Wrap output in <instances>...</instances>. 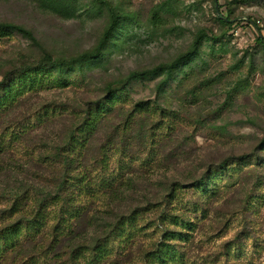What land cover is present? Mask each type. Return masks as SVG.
Listing matches in <instances>:
<instances>
[{"label": "rangeland", "instance_id": "374dc122", "mask_svg": "<svg viewBox=\"0 0 264 264\" xmlns=\"http://www.w3.org/2000/svg\"><path fill=\"white\" fill-rule=\"evenodd\" d=\"M162 5L167 13L153 24ZM77 8L64 19L36 0H0V24L29 33L0 37V81L42 65L0 109V228L5 215L23 222L8 212L24 204L15 191L49 199L46 232L24 228L13 247L0 245V263L67 264L75 227L76 242L102 246L98 264H142L166 231L177 247L172 264H264V0H79ZM200 35L197 57L161 91V75L126 83L186 55ZM108 93L121 105L97 113L94 102ZM88 113L98 120L84 129ZM68 155L91 176L80 203L65 208L52 200ZM53 227L67 239L55 240ZM125 232L131 249L118 238ZM86 252L83 264L92 261Z\"/></svg>", "mask_w": 264, "mask_h": 264}, {"label": "trees", "instance_id": "16d2710c", "mask_svg": "<svg viewBox=\"0 0 264 264\" xmlns=\"http://www.w3.org/2000/svg\"><path fill=\"white\" fill-rule=\"evenodd\" d=\"M36 2L39 4V6L48 12H51L53 14H56L64 19H73L77 16V11H78V3L79 0H36ZM166 5H162L156 8V10L153 13L152 17V23L156 24L159 23L160 17L159 13L161 12H166L165 10ZM220 23L225 25L227 22L224 19H218ZM229 25V24H227ZM20 33V34H25L29 36V33L19 26L12 25V24H0V37H4L7 35H10L12 33ZM201 37H204L203 35H200L195 41L194 44L192 45V49L189 53L186 55L180 57L179 59L175 60L173 63L170 65L166 66H158L152 70L148 71H141V72H131L128 77L126 78V83L130 84L134 81L140 80L142 78L148 77V76H154V75H161L163 79L159 83V91L162 90V87H164L171 79L172 73L178 68H182L184 66H187L189 62H191L194 58L197 57L200 47H201ZM31 40H33V37H30ZM257 42L260 44V47H263V41L261 39H257ZM90 61H94L96 59V55H93V57L90 58ZM82 60L87 61V58L80 59L79 62H82ZM44 62H50L48 58H45ZM78 61H76L77 63ZM52 67L54 66H59L61 67V63L59 62H51ZM63 64V63H62ZM42 65L37 66V67H32V68H25V69H20V70H14V72L8 74V75H2V80L0 81V109L5 108L8 105H13L15 102L18 101V97L21 96L20 93L16 92L13 93V88L15 87L16 82L18 79L21 77L23 78L22 83L26 84V82L30 85H32L31 80L34 75L38 72L39 69L41 68ZM55 69H58L55 67ZM19 82V81H18ZM111 93H108L106 99L104 101H95L94 108L97 110V113L100 112V110H104V106L106 105V109H113L117 106L121 105V100L119 98H114L111 96ZM103 107V108H100ZM105 109V110H106ZM104 110V111H105ZM135 112H142L144 108H140L139 106H136L134 109ZM139 110V111H138ZM104 113V112H102ZM104 116V115H102ZM96 116H94L93 113H88V116H86V119L84 120L83 128L87 129L90 125L94 124L97 122ZM96 120V121H95ZM80 130H78L77 133H79ZM264 142V139L262 140ZM153 144V143H152ZM264 144V143H262ZM70 155V152L68 153ZM68 156L64 158L65 164L64 168L67 170V173L64 172L63 176L61 177V180L57 186L54 188V195L56 198L53 199L52 201H57L61 202L62 206L66 207H74L76 204L80 203L81 198L85 193L83 187L88 185V178L87 176H91V173L87 171L80 170L79 165L75 166L74 161ZM43 157V155H42ZM41 158V157H40ZM38 157V160H42ZM235 160V159H233ZM44 161V160H42ZM233 161L232 164H235ZM228 164L227 161L222 162V164L219 166V168H223ZM64 170V171H65ZM76 171L77 174L73 175V172ZM87 181V182H86ZM203 181V180H202ZM202 181H199L198 185H202ZM197 182V181H196ZM78 190L82 191V193L75 194L74 192ZM28 193V190L24 194H19L18 192H14L13 194L10 195V197L13 200L19 199L20 202H24L23 206L21 207L20 205H15L11 207V209L8 211L9 214H13L14 216H18V218H21L23 220V224L18 220L13 223H10L8 221L9 217L5 215L3 216L2 221L3 223H6L3 225V227L0 228V245L2 246V251L8 248H11L15 245L14 242H16L18 239L21 238V232L25 228L27 231L29 230L28 228L31 227V229H35L36 232H41L43 233L46 232L47 229H44L47 225V217H48V212H47V204H48V198H43V199H26L24 196ZM29 204H32L34 206V210H29L27 211L29 207ZM82 213V211H81ZM50 215V212H49ZM30 217V218H27ZM8 221V222H7ZM25 226V227H24ZM75 227L71 229L69 232V247H68V253H67V264H83L84 258L83 256L87 254L86 248H88L91 252V259L88 260V264H98L101 259L105 258L103 257V252H102V246L95 241L92 245L88 243V245H85L84 242L81 240H78L79 242L82 241L81 243H77L75 239H77V234L74 233ZM53 233V238L57 240L58 238H64L67 239V235H62L57 227H53L52 229ZM112 232H110L111 236ZM119 239H123L122 241V248L124 249H131L134 245L135 239H133V236L128 233H123L120 236H118ZM161 242L157 239L155 241V247L153 250L148 251L145 253V255L142 256V264H172L176 258L177 253V247L176 245L170 244L174 239V232L166 231L162 234L161 237ZM115 240V239H113ZM1 252V249H0ZM86 252V254H85ZM97 254H96V253ZM141 258V257H140ZM2 257H0V260ZM55 260L59 261V263L64 264L63 261L60 260V257L55 258ZM1 264V263H0Z\"/></svg>", "mask_w": 264, "mask_h": 264}, {"label": "water", "instance_id": "95a60500", "mask_svg": "<svg viewBox=\"0 0 264 264\" xmlns=\"http://www.w3.org/2000/svg\"><path fill=\"white\" fill-rule=\"evenodd\" d=\"M215 1H216V0H215ZM216 11H218L217 8H216Z\"/></svg>", "mask_w": 264, "mask_h": 264}]
</instances>
